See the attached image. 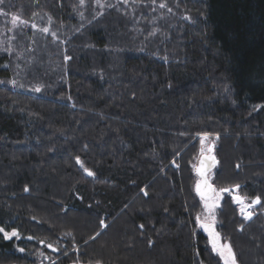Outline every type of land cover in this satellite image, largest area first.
<instances>
[{"label":"trees","instance_id":"16d2710c","mask_svg":"<svg viewBox=\"0 0 264 264\" xmlns=\"http://www.w3.org/2000/svg\"><path fill=\"white\" fill-rule=\"evenodd\" d=\"M100 2L0 0V226L32 237L0 234V264H221L190 180L204 133L261 202L219 229L264 264V0Z\"/></svg>","mask_w":264,"mask_h":264},{"label":"snow or ice","instance_id":"6c2138e0","mask_svg":"<svg viewBox=\"0 0 264 264\" xmlns=\"http://www.w3.org/2000/svg\"><path fill=\"white\" fill-rule=\"evenodd\" d=\"M96 3L98 4L99 7L103 8L104 5L100 2V0H96ZM80 4L81 6H83L84 4V0H80ZM161 7H164L163 4H161ZM81 18H83V13H80ZM97 15H99V13H97ZM51 19V18H49ZM24 24L27 23L26 21H22L19 19L18 16L13 15L12 16V24L13 26L17 25V24ZM32 28H36L35 24H32ZM43 32L47 33L49 32V28L45 27L42 29ZM53 36H55V33H52ZM65 60H69L70 57L65 56L64 57ZM11 83L15 84V81H12ZM34 91L36 92H40L41 88L40 86H36L34 89ZM208 134L204 133L203 135L200 136L201 139V143L203 144L204 140L207 138ZM208 152L211 153L212 151V147L209 146L208 147ZM207 159L211 162H215V157L209 155L207 157ZM76 163L79 164L81 167H83V163L81 162V160L79 159V157L76 158ZM203 162L201 164V168L198 169V172L201 174V176H203ZM84 171L87 173L88 176H93V172H91L89 169L84 168ZM201 183H203L205 185V187H207L208 191H204L201 188ZM240 186L239 185H235L233 186V189H238ZM28 189L25 188V191H27ZM196 190L199 193V195L201 196V199L205 201L204 203V210L205 212L208 214L205 219L203 221L200 220V215H197V223L198 226L203 228L209 235L210 238V243L212 244V249L213 251L217 252L222 259H224V264H235V259L232 256V250L231 247L225 243V244H220L219 243V234L217 232H215L213 225L215 223V209L218 206L217 205V201L219 200V194L215 193V191L213 189H211V187L209 185H207V181L206 179L203 181H198L197 185H196ZM230 189L228 188H224V189H220V192L222 193H227L229 192ZM211 193V194H210ZM145 195H147V193H145ZM233 201L239 205V211L241 213V215L243 216L244 220H250L253 216V212L250 210L253 208V206L260 204V198L256 197V198H252L250 203H246V200L248 199L247 197H242L238 194L233 195L232 196ZM3 222H0V224H2ZM103 221H101V226H103ZM6 227L7 225L4 226H0V234H2V237L4 240H12L13 238L19 240L21 239L20 233L17 231V229L12 228L11 231H6ZM66 235H71V233H67ZM27 239L31 240L32 237L29 236L27 237ZM41 243H44L43 241H41ZM49 248H52L53 251H55L56 249L53 248V246L51 244L47 245ZM20 252H23L24 249L20 248L18 249ZM40 255H43V253H40ZM97 264H99V262H97Z\"/></svg>","mask_w":264,"mask_h":264},{"label":"rangeland","instance_id":"374dc122","mask_svg":"<svg viewBox=\"0 0 264 264\" xmlns=\"http://www.w3.org/2000/svg\"><path fill=\"white\" fill-rule=\"evenodd\" d=\"M171 12H173L174 11V9H171L170 10ZM11 18H12V16H11ZM11 24H12V22H11ZM18 25H19V23H18ZM12 26H13V24H12ZM16 26V25H15ZM17 27V26H16ZM1 47V46H0ZM208 134V136H207V138L204 140V142H203V144L201 143V139H200V136L201 135H199L197 138V148H196V155H195V157H194V159H193V162H192V164H191V174H190V176H191V178H190V180L193 182V188H194V190H195V192H196V183H197V176L195 175V172H194V168H195V164H196V161H197V158H198V156L200 155V154H203V153H206L208 150V147L212 144V143H214L215 144V148L216 149H218V150H220V136L221 135H219V134H211V133H207ZM203 135V134H202ZM214 148V149H215ZM222 150H223V156L224 157H226L225 155L228 153V154H231V152H229V148H228V150L226 149V146H222ZM227 150V151H226ZM225 152V153H224ZM220 156V155H219ZM221 157V156H220ZM221 166H219L218 165V167L216 168V170L214 171V172H212L211 174H210V181H211V183L214 185V187H215V190H216V193L217 194H219V200L217 201V207H216V209H215V223H214V230H215V232H217L218 234H219V243L222 245V244H225V243H227L230 247H231V250H232V256L234 257V259H235V264H239V262L237 261V258H236V255H235V253H234V250H233V248H232V246H231V243H230V240L228 239V238H226L225 237V234H223L221 231H220V226H221V222H220V217H219V214H220V212H222V209L224 208V206L227 204V203H229V204H227V208L226 209H231V211H235L237 214H238V216H239V218L241 219V220H244V218H243V216L241 215V213H240V211H239V205L238 204H236L234 201H233V199H232V196L233 195H236V194H238V195H240V196H242V197H245L244 195H242L241 193H240V189L238 188V189H233V186H235L236 184H234V183H229L230 182V180H233L230 176H231V174L230 173H228L226 170H227V167L225 166L222 170H223V172H220V170H221ZM221 170V171H222ZM194 175V176H193ZM219 176H220V178H219ZM216 177H217V179H219V182H220V184H217L216 183ZM224 188H228V189H230V191L229 192H227V193H222V192H220V189H224ZM197 193V192H196ZM199 198V201H200V210H199V212H198V214L200 215V220L201 221H203L204 219H205V217L208 215L206 212H205V210H204V203H205V201L204 200H202L200 197H198ZM225 201V202H224ZM250 201H251V199H247L246 200V203H250ZM261 203V202H260ZM234 209H232L230 206ZM259 205L260 204H258V205H255V206H253V208L252 209H250L252 212H253V216H252V218L250 219V220H244V224H242V225H240L238 228H235L236 230H241L242 229V227H244L245 225H246V222H249V221H251L252 219H253V217L255 216V213H256V211L257 210H261L260 208H259ZM259 208V209H258ZM234 213V212H233ZM197 214V215H198ZM197 215H196V223H197ZM66 223H68V222H66ZM65 224V223H64ZM197 226H198V223H197ZM85 229V231L84 232H87V231H89L88 230V227H86V228H84ZM198 229L200 230V231H202V232H204V234L206 235V237H207V239H208V243H209V245H211V243H210V240H209V235H208V233L203 229V228H201V227H199L198 226ZM236 230H235V232H236ZM238 232V231H237ZM21 236V235H20ZM94 238V237H93ZM92 238V239H93ZM21 239H24V240H26L27 239V237H21ZM92 239H90V240H92ZM38 244L41 246V245H43V243H41V241H39L38 242ZM48 245V244H47ZM45 246V247H48V246ZM211 247H212V245H211ZM49 248V247H48ZM53 248L54 249H56L54 252L56 253V251H57V248L55 247V246H53ZM50 250H52L53 251V249L52 248H49ZM212 251H213V249H212ZM29 253V252H28ZM213 253L219 258V260H220V262H221V264H224V259H222L221 258V256L217 253V252H215V251H213ZM250 253V252H249ZM251 256H250V260L251 261H249L251 264H252V262L253 263H256V261H258V260H255V257H254V253L253 252H251V254H250ZM48 256V254L47 255H41V257H43V259L42 260H48L47 257ZM55 262H57V259L56 260H53V262L51 263V264H53V263H55ZM95 264H97V262L95 263ZM100 264V263H99Z\"/></svg>","mask_w":264,"mask_h":264},{"label":"water","instance_id":"95a60500","mask_svg":"<svg viewBox=\"0 0 264 264\" xmlns=\"http://www.w3.org/2000/svg\"><path fill=\"white\" fill-rule=\"evenodd\" d=\"M212 147V151L211 153H209L208 151L206 153H203V154H200L197 158V161H196V164H195V168H194V172H195V175L197 176V182L198 181H203L206 179L207 181V185H209L211 187V189H213L216 193V190H215V187L214 185L211 183L210 181V174L212 172H214L216 170V168L218 167V160H217V157L215 155V147H214V144L212 143L210 145ZM211 155V156H214L215 157V162L213 164V162L209 161L207 159V157ZM203 162V176H201V174L198 172V169L201 168V164ZM197 185V183H196ZM201 188L204 190V191H208L207 187H205V185L203 183H201ZM197 192V190H196ZM198 196L201 198V196L199 195V193L197 192ZM211 194V193H210ZM213 228H214V225H213ZM210 240V238H209ZM212 245V244H211Z\"/></svg>","mask_w":264,"mask_h":264}]
</instances>
